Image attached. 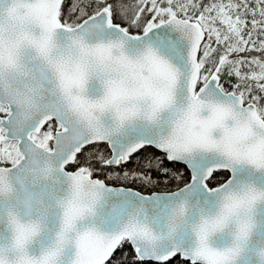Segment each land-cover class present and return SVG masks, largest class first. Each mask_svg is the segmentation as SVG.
Returning <instances> with one entry per match:
<instances>
[{
    "label": "snow or ice",
    "instance_id": "obj_1",
    "mask_svg": "<svg viewBox=\"0 0 264 264\" xmlns=\"http://www.w3.org/2000/svg\"><path fill=\"white\" fill-rule=\"evenodd\" d=\"M0 264H264V0H0Z\"/></svg>",
    "mask_w": 264,
    "mask_h": 264
},
{
    "label": "trees",
    "instance_id": "obj_2",
    "mask_svg": "<svg viewBox=\"0 0 264 264\" xmlns=\"http://www.w3.org/2000/svg\"><path fill=\"white\" fill-rule=\"evenodd\" d=\"M164 183H163V179L161 178V183H160V187L161 188H164ZM130 250V249H129ZM117 254H119V251L117 252ZM129 259H131V257H129Z\"/></svg>",
    "mask_w": 264,
    "mask_h": 264
}]
</instances>
